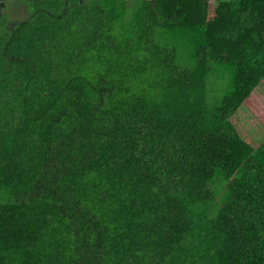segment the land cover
Returning <instances> with one entry per match:
<instances>
[{
    "label": "trees",
    "instance_id": "trees-1",
    "mask_svg": "<svg viewBox=\"0 0 264 264\" xmlns=\"http://www.w3.org/2000/svg\"><path fill=\"white\" fill-rule=\"evenodd\" d=\"M23 2L0 13V264H264V0Z\"/></svg>",
    "mask_w": 264,
    "mask_h": 264
},
{
    "label": "rangeland",
    "instance_id": "rangeland-1",
    "mask_svg": "<svg viewBox=\"0 0 264 264\" xmlns=\"http://www.w3.org/2000/svg\"><path fill=\"white\" fill-rule=\"evenodd\" d=\"M0 0V5L2 6L1 12L10 14L13 20H17L27 15V10L24 9L26 4L23 0ZM215 1V0H212ZM5 5H4V4ZM16 7V8H15ZM28 11L30 7L27 8ZM26 10V11H25ZM233 77V68L227 63H216L215 68L211 73L212 81V96L215 93H225L230 87ZM251 101L256 107V112L261 119L262 127L259 128V133L264 136V80L261 81L255 90L252 92V95L249 97V103Z\"/></svg>",
    "mask_w": 264,
    "mask_h": 264
}]
</instances>
